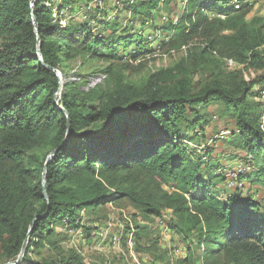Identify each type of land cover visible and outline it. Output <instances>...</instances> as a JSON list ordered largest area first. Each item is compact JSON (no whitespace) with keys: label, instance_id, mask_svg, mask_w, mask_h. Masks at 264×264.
Segmentation results:
<instances>
[{"label":"trees","instance_id":"1","mask_svg":"<svg viewBox=\"0 0 264 264\" xmlns=\"http://www.w3.org/2000/svg\"><path fill=\"white\" fill-rule=\"evenodd\" d=\"M59 1L71 9L93 0ZM173 1L123 3L147 21ZM180 2L177 21L157 28L156 38L186 47L185 56L135 81L111 59L123 57L115 50L122 41L125 49L136 45L130 56L143 46L132 34H116L115 19L101 20L94 32L60 23L54 0H0V260L15 261L27 239V264H88L77 251L39 260L28 252L57 246L63 233L55 228L82 231L83 214L125 200L145 218L167 215L185 244L176 262L165 251L149 264H264V202L243 191L245 182L264 190V104L257 98L264 75L245 80L224 67L231 59L264 68V16L248 19L245 0ZM77 57L107 61L90 74H105L104 82L80 90L66 78L58 98L53 69L61 73ZM197 73L208 77L194 81ZM212 103L233 120L232 145L250 164L231 190L213 150L190 146L205 135L198 107Z\"/></svg>","mask_w":264,"mask_h":264},{"label":"rangeland","instance_id":"2","mask_svg":"<svg viewBox=\"0 0 264 264\" xmlns=\"http://www.w3.org/2000/svg\"><path fill=\"white\" fill-rule=\"evenodd\" d=\"M245 1L251 5L247 15L248 19L254 15L264 16V0ZM183 3L180 0H175L168 6L152 12L151 19L147 21L144 15L135 13L126 7L123 0H93L89 5L78 3L73 5L71 9L67 6L61 7L60 1L54 0L52 8L54 14L56 12L57 20L59 19L63 25L69 23L83 27L89 26L93 28L94 32L98 30L95 29L98 28V23L101 20L110 21L115 19L118 23L116 34H124V36L126 34L134 35L133 40L141 41L143 50L138 51V55L130 56L137 51L136 45L131 43L125 49L122 41L115 47V50L119 52V57H123H121V60L112 58L111 62H113L114 68L122 71L125 77L139 81L160 68L173 66L185 56L186 47L178 50L173 49L166 46V44L163 45L160 43L161 40L156 38L157 28L166 26L167 23L165 22L168 20L173 23L177 21L183 8ZM95 6H98V9ZM162 16H165L166 20H163ZM122 30H125V33ZM110 31L108 29L102 33L107 35ZM147 38H150L149 42L144 43ZM198 42L196 39L193 40L189 49L195 44L198 45ZM103 52L112 51L105 49ZM66 64L68 67L63 68L64 70L60 69L61 83L67 78L73 80L75 86L78 85L80 90H87L89 85L84 83V81H87L89 76H91L90 74L94 71H98L108 65V62L103 60V58L77 57ZM224 67L229 70L227 64ZM233 68L238 69L241 77L245 80H252L264 75V68H253L243 65H237ZM207 77V73H201V75L197 73L194 75L193 80L204 81ZM103 80L97 84H102ZM259 88L260 86L257 91ZM60 93L59 91L58 98ZM257 98L262 101L259 96ZM262 102L264 104V101ZM223 107L221 103H212L207 106L200 105L198 107L201 115L199 117L201 124L207 120L202 130L205 135L201 137L203 139L199 141V144H195V146L190 144V146L197 150H199L201 144L209 146L214 154L219 157L220 164L228 177L229 171L235 166V162H238V157L244 155V152L242 149L234 150L232 142L236 140V137L232 138L230 134L234 130V122L231 118L222 114ZM223 130L227 132L225 137L222 139L217 138ZM190 134H193V130L190 131ZM212 139H214L215 143L212 142ZM234 155L236 156L234 157ZM235 183H237V180ZM235 185L227 186L225 184V188H223L224 190L226 188L231 190ZM243 191L253 194L264 202L263 188L245 182ZM226 193H224L225 196ZM163 220L165 221L164 227L163 225L161 227L156 217H143V214L138 209L125 200L116 204L108 203L101 207L96 214H83L81 216L79 224L83 226V232L80 230L82 233L77 232L78 228L68 230L64 227L55 228L57 232L63 233V238H61L57 246L40 247L37 251L38 253L30 251L28 252V259H52L62 257L71 251H77L84 262L88 264H149L153 261L152 255H162L166 251L167 261L174 263L184 255L185 244L176 233L170 231L167 221L168 216L163 217ZM138 226H144L145 229L140 228V232H137ZM133 231L135 232V237L132 235L131 240H129V234ZM114 237L116 240H113ZM21 261V264H27L26 261ZM9 262L12 261L4 262L0 260V264H8Z\"/></svg>","mask_w":264,"mask_h":264},{"label":"built area","instance_id":"3","mask_svg":"<svg viewBox=\"0 0 264 264\" xmlns=\"http://www.w3.org/2000/svg\"><path fill=\"white\" fill-rule=\"evenodd\" d=\"M162 19L163 20H166V17L165 16H162ZM176 21V20H175ZM60 23H62L61 21H60ZM225 64H227V66L229 67V68H233V67H236L238 64L237 63H235L234 61H232L231 59H225ZM57 73H59L60 74V72L57 70ZM105 78V74H103V73H97V74H95V75H91V76H89V78H88V80H87V84L89 85V86H93V85H95V84H97V83H100L103 79ZM59 91L60 90H58V92L56 93V95L55 96H58L59 95ZM258 92H259V97L262 99V101H264V85H262L260 88H259V90H258ZM261 118H262V121L264 122V112L262 113V116H261ZM226 131H221L220 132V134H219V136L217 137V138H219V139H222V138H224L225 137V135H226ZM211 140V139H210ZM213 141V143H215L214 142V139H212ZM195 146V145H194ZM204 147V144H201L200 146H199V150H202V148ZM250 169V164L249 163H246V162H244V161H242V160H238V162H236V164H235V166L232 168V170L231 171H229V173H228V177H227V183H228V185L229 186H233V185H235V184H237V183H235L236 182V180H237V176L240 174V173H242V172H245V171H247V170H249ZM235 181V182H234ZM163 217H167L166 215H163L162 217H158V218H156L157 220H158V224L161 226V225H163V227H164V223H165V221L163 220ZM162 227V226H161ZM78 233H82L80 230H78L77 231ZM132 235H133V233L132 232H130V234H129V240H131V238H132ZM113 240H116V238L114 237L113 238Z\"/></svg>","mask_w":264,"mask_h":264},{"label":"water","instance_id":"4","mask_svg":"<svg viewBox=\"0 0 264 264\" xmlns=\"http://www.w3.org/2000/svg\"><path fill=\"white\" fill-rule=\"evenodd\" d=\"M35 20H33V24L35 25ZM35 27V26H34ZM37 28L35 27V30H36ZM54 70V72L57 74V76L59 77V79H60V82H59V90H60V88H61V77H60V74L59 73H57V70H55V69H53ZM68 123L69 122H67V125H68ZM44 176H45V170L43 171V173H42V180L44 181ZM42 185H43V194H44V196H46V193H45V190H44V182L42 183ZM26 243H27V239H25L24 241H23V244H22V247H21V250H20V253H19V255H18V257H17V259L15 260V261H12V262H9L8 264H15L16 262H19L20 260H21V258H22V254H23V251H24V248H25V246H26Z\"/></svg>","mask_w":264,"mask_h":264},{"label":"crops","instance_id":"5","mask_svg":"<svg viewBox=\"0 0 264 264\" xmlns=\"http://www.w3.org/2000/svg\"><path fill=\"white\" fill-rule=\"evenodd\" d=\"M224 131V130H223ZM235 164H236V162H235ZM169 212H167V214H168Z\"/></svg>","mask_w":264,"mask_h":264}]
</instances>
